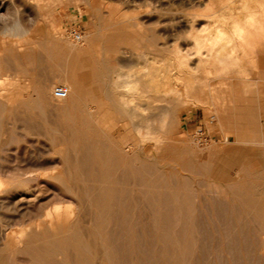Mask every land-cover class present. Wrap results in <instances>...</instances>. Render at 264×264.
<instances>
[{
	"label": "bare ground",
	"instance_id": "bare-ground-1",
	"mask_svg": "<svg viewBox=\"0 0 264 264\" xmlns=\"http://www.w3.org/2000/svg\"><path fill=\"white\" fill-rule=\"evenodd\" d=\"M15 1L0 0V17L3 6L9 8L12 5L13 7L12 21L7 25H0V152L2 154L7 146H14L22 138L39 135L44 136L51 143V149L46 150L49 152L48 154L52 153L57 157L45 158L39 154L38 158H32V156L30 159H24L20 164L21 168L17 169L18 172L16 171L15 174L7 176L0 172V212L5 215L15 213L20 216H30L35 212L32 210L33 208L31 209L33 212L29 209L32 205L22 212L23 210L20 211L17 207L18 204L14 205L10 196L13 190L19 189L23 193L32 194L35 197L34 202H40L42 193L39 190L41 188L39 182L42 180L59 181L65 185L73 184L69 193L72 192L71 196L75 195L77 201L72 200L74 203H68L65 206L55 205V208L50 207L49 210L43 206L44 202V204L38 202L40 206L36 203L39 208L35 206L38 208L35 221L27 220L29 225L23 224L18 233L7 235L1 242L2 249L0 251L28 257L30 264H90L89 259L86 258L87 255L94 261L101 258L104 261L103 264H207L204 257L207 243L210 241L213 244L216 240V247H214L216 254L210 264H252L246 247L248 245L247 236L232 232L239 229L236 227V223L235 226L227 223H214L211 228L217 230L218 235L206 234L203 230L208 226L203 222L208 219L195 217L197 211L190 208L188 201L189 191L196 185V181L201 183L211 178L222 180L229 184L233 193L229 195L223 190L216 189L215 196L220 199V202L211 203L210 214L211 212H222L223 214H237L236 217L238 215L240 217L244 213L257 214L262 217L264 222V203L259 208L261 203L258 204V201L251 200L253 197V186L249 181L251 168L244 170L239 168L241 158L237 156L234 161L222 158L212 159V155L216 154L215 151L206 157L197 159L196 162L195 159L194 161L190 160L192 157L189 159V156L180 154L177 158L168 160L170 163L180 166L185 175L169 174V168L166 170L169 175L158 174L155 172L158 169L154 165L152 166L155 167V173H152L151 167H149L151 171H146L148 168H143L146 167L144 164H134L129 160L130 156L124 148L104 144L103 140L111 135L98 127L97 123L90 121V116L82 112V107L84 102L94 101L93 98L88 97L90 88H96L100 101L120 103L124 108H132L133 113L130 112V114L127 113L130 110L126 112L124 109L122 112L121 109V112L119 111V115L126 119L128 117V119H137L138 115L144 117L145 114L142 113L145 112V109L140 103L144 101H148L152 104L151 106L158 105V103L181 107L204 106V101L200 98L199 93L203 91H210L216 95L221 93L222 91L220 92L217 87H212V84H216L212 82H220L224 77L240 74L235 73L242 69L240 53H243L246 59H249L248 62L253 64L254 60L252 61L249 55L255 54L257 48L264 45V0L251 2L252 4H250V0L247 1L249 3H244L242 11L244 17L239 12L243 17L242 20L239 19V14L238 19L235 15L236 19L232 18L234 21L231 22L230 30L217 26L215 31L212 30V25L210 26L206 22V18L212 12V5H206L205 2L208 1L205 0H120L118 4L125 7L124 10L136 14L129 20L132 28L136 29H130L127 32L113 31L111 34L91 37L88 41L89 46L84 49L78 48V45L67 43L56 35H49L45 45L37 42L32 38L31 30L24 22L25 9L23 11L16 9ZM23 1L34 6L37 17L44 25L57 28L59 24L56 19L58 0ZM72 1L76 2V0ZM103 1L106 2L107 7H110V3H113L114 0ZM87 3L92 9L98 5V1H88ZM213 3L216 4V1ZM199 9L202 10V13L196 11ZM117 10L119 13L122 11L119 8ZM237 11L235 13H238ZM26 13L30 14V12ZM218 13L217 15H220ZM94 17H96L97 23L107 26L115 25L118 22L106 13L95 14ZM32 18L29 19L34 20ZM147 24H153L155 29L146 28L145 30L143 27ZM136 43L158 48V52L170 54L171 56H168L167 59L171 57V61L152 58L150 68L148 65L145 67L140 62L133 61L132 57H129L130 59L126 62L124 59L128 57V54L132 56V52H126L122 46L125 44L135 45ZM96 46H100V48ZM102 50L112 55L111 59L119 54L124 56V59H114V63L117 62V64L110 67L108 66L110 60L103 55L104 53H101ZM95 54L98 55V60L94 58ZM124 68H127L128 72L120 77L117 83H112L111 75L113 76L116 70ZM85 69L89 71L87 74L82 73ZM41 70H47L49 73L48 76L45 75V78L40 80L38 71ZM57 83H61L68 90V96L65 99L56 98L55 91L59 88L55 86ZM250 83L252 84V82ZM242 84L244 85L245 82ZM115 87L121 89L120 91L123 93H119L121 96L117 95V98L111 92L112 88L116 90ZM245 90L246 94H253L251 86ZM116 92L118 93L117 90ZM25 93L27 94L25 95ZM201 93L200 95H203ZM20 95L22 98L19 97ZM224 96L223 98L212 96L214 99L211 106L214 108L220 124L226 115H232L237 104V97L233 98V94L228 95L230 99L224 98ZM251 97L253 96L251 95ZM149 108L154 107H148L147 110ZM162 112L161 114H163ZM164 118L162 117L161 120ZM244 120L246 119L244 118ZM231 121L233 122V120ZM229 123L231 122L229 121ZM230 125L232 126V124ZM18 129L21 130V134L17 132ZM161 129L164 128L161 127ZM135 132L143 143L155 140L152 143H154L155 150L159 151L158 157H160V151L166 152L174 145L167 137L156 140L155 132L153 133L151 130H145L138 126V128L135 127ZM113 136L115 137V135ZM17 149L15 152L18 151ZM42 151H45L44 147ZM181 151L184 150L181 149ZM188 153L190 152L188 151ZM6 154L8 155V153ZM165 156L163 154V159L166 158ZM24 157L26 156L24 155ZM248 158L250 159V156ZM250 160L254 161L252 158ZM57 167H61L62 171L48 172L49 169ZM173 167L175 166L173 165ZM163 172L165 171L162 169ZM232 172L236 175L234 178H232L233 175L232 177L230 175ZM37 183L39 185L35 188L29 187L30 184ZM130 186L131 192L133 190L136 194L127 195V189ZM213 186L211 189H214ZM129 197L142 201L135 202L136 200L131 199L130 203L126 201V198ZM254 197L257 196L254 195ZM24 199L22 198L23 202ZM53 199L55 200L54 196ZM22 200L20 201L22 202ZM47 202L49 201L47 200ZM56 204H58L57 201ZM131 205L138 208L149 207L148 210L138 212L147 213L146 216L150 213L153 214V217L148 216V219L137 218L135 220L127 217V214L130 213L137 215L136 210L131 211V209H136ZM219 205L223 207L220 211L217 209ZM198 212L205 213L206 211L200 209ZM166 214L168 216L163 217ZM190 214H193L194 217H187ZM155 215L161 217H154ZM211 220L214 222L215 219ZM258 221L260 222V220ZM253 223L255 224L254 221ZM12 228L14 227L12 226ZM139 230H147L150 239L148 245L138 242ZM222 230L227 233H221ZM262 240L264 239L262 238ZM95 243L100 246L101 250L99 254L93 255L92 246ZM259 245L264 246V241ZM94 261L93 263H97ZM0 264H4L1 255Z\"/></svg>",
	"mask_w": 264,
	"mask_h": 264
},
{
	"label": "rangeland",
	"instance_id": "rangeland-1",
	"mask_svg": "<svg viewBox=\"0 0 264 264\" xmlns=\"http://www.w3.org/2000/svg\"><path fill=\"white\" fill-rule=\"evenodd\" d=\"M88 1H90V2L91 1L92 2L98 1V5L96 6V8L92 9L90 4L87 3ZM205 1H208V2H205L206 5H209V6L212 5L211 6L212 12L206 18V22L210 26L212 25L211 28L213 31H215L217 26H221V27L225 28L226 30H230L231 29L230 25H232L231 22H233L234 19H236V16H237V19L239 17H240L239 18L240 20L243 19V17H244V12H242L243 7L246 3H249V2H247L249 0H244L243 2H242V0H226V1L225 0H218V1L217 0H205ZM215 1H216V4L213 3ZM255 1H257V0H253V1L250 0V4H252L253 2L255 3ZM83 2H82V0H76V2H74L72 0H58L56 19H57V22L59 24L57 25V28H53L51 26L47 27V25H44L41 22V20L37 17V15L35 13L34 6L30 5L29 3L24 2L23 0H16L15 1V8L18 10H22V11L25 9V13L30 12V14L32 15L33 18L31 17L30 14H28L29 15L28 16L27 13L26 14L24 13V17L26 18V21L24 18V22L29 27V29L31 30L32 38L35 39L37 42L39 41V43H41L43 45H45V43H47V38L49 37V35H56V36H59L60 38H62L65 42L70 43L72 45L75 44L74 46L78 45V48L84 49V48H87L89 46L90 43L88 41L91 37H99L100 35L111 34L113 31L127 32L130 29L131 30L136 29V28H132V26L130 24L131 21H129L136 14L133 13L132 11L124 10L125 7L118 4V3H120V0H116V1L114 0L113 3H110V5H109L110 7H107L106 2H104L103 0H83ZM217 2H219V3H217ZM220 2H222V3H220ZM240 4L241 5L243 4V5L241 6ZM20 5H22L21 6L22 8L20 7ZM229 5H231V6H229ZM239 6H241L242 8ZM236 7L238 9H235ZM9 8H7V6H3L2 11H1L2 15L0 17V25H7L12 21V19H13V7H12V5ZM117 8L122 10L121 13H119ZM239 8H240V10H239ZM27 10H29V11H27ZM196 11L202 13L201 9L196 10ZM236 11L238 13H235ZM225 12H228V13L225 14ZM230 12H231V14H230ZM239 12L241 15H243V17H241ZM103 13H106V14L112 16V18H114V20H118L117 24L112 25V26H107L106 24L97 23L98 21H97L96 17H94L95 14L98 15V14H103ZM217 13L220 15H217ZM227 14H230V15L227 16ZM238 14H239V17H238ZM26 15H27V17H26ZM29 18L30 19L32 18L34 20H30ZM232 18H234V19H232ZM226 20L228 21L229 24L227 23ZM31 21H33L34 23H32ZM94 23H95V25H94ZM224 23H225V25H224ZM31 25H32V27H31ZM103 25H104V27H102ZM146 26L143 27V28H145V30H146V28L155 29L153 24H147ZM96 30H97V33H96ZM74 31H77L78 33H80L82 35V41L81 42H76L73 40L71 34ZM93 32H95V33H93ZM96 47L100 48V46H96ZM122 47H123V50H125L126 52L127 51L132 52V56H130L128 54V57L126 59H124V56L122 57V55L119 54V55L113 56L111 59L110 56H112V55L107 54L103 50L101 51V53L102 54L104 53L103 55L108 57L110 60L108 62V66L112 67V66H115V64H117L116 61H115L116 63H114V59H120L121 58V59L126 60V62H127V60L130 59L131 57H132L133 61L140 62V64L145 66V67H147V65H148V68H150V66H152V58L153 59L158 58L159 60L165 59V60H168L169 62L171 61V57H169L170 59H167L168 56H171L170 54L158 52V48L149 47L145 44H140V45L137 43L135 45L134 44L133 45L125 44ZM149 48H150V50H149ZM94 56H95L94 57L95 59H97V60L99 59V57H97L98 56L97 54H95ZM253 56H255V57H253ZM249 57H250V59H252V61L254 60L253 64L255 62L256 63L253 65L251 62H248L249 59L248 58L246 59V56H244L243 53H240V58L242 61L241 62L242 69H240L241 71L240 70L235 71V73H240L243 76V78L247 77V79H245V78L243 79L240 74H238V75L232 74L228 77H224L223 81H220V82L217 81L218 83L216 81L212 82V83H216L215 85L212 84V87H215V88L217 87L219 89V91L220 92L222 91L223 93L222 92L219 94L217 93V95L215 93L210 92V91L209 92L203 91L202 93L200 92L203 95H200V93H199V96H201L200 98L204 101V104L206 105V107H205V105L204 106L202 105L199 107L198 106L196 107L194 105H188L185 107H181V106H177V105H175V106H168L167 105L166 106V104H164V103L163 104L165 105V107L162 103H158V105L155 104L154 106H151L152 104H150L148 101H144V102H140V103L142 105V108L145 109V112H143L142 114H145V115H144V117L143 116L141 117L138 115V117H136L137 119L130 118L131 120L134 119L137 121V122H135L134 120L131 121L130 119H128L129 117L126 119V118H124V116L122 117L121 115H119V111L121 109H122L121 110L122 112L124 111V109L126 112L130 110L129 112H127L128 114H130V112L133 113L132 108H124V107H122V105L120 103H115V102L111 103V102L106 101V100L100 101L99 97H98V93L96 92V88H90L89 89L90 91L88 92V97L93 98L94 101L92 100L89 102H84L83 107H82V112L84 114H88L90 116L89 117L90 121L97 123L98 127L102 128L105 132H108L111 135V137L107 138L106 140L104 139L105 141L103 140L104 144H106V145L109 144L113 147L118 146V147L124 148L127 151L128 156H130L129 160H131L134 164L135 163L136 164L140 163V165L144 164L146 167H143V168H145V169L148 168V169H146V171H148V170L151 171V168H152L153 169V171H151L152 173L157 172L158 174H163V175L166 173L165 175H167L168 171H169V174H176V175L180 174L179 176L185 175V172L182 170V168L180 166H178L177 164L170 163L168 160V159H172V158H177L178 155H180V154H182V155L185 154V155L189 156L188 157L189 159H190V157H192V159H190V160L194 161V159H195L196 162H197V159H201L202 157H206L208 154H212L215 151H216V154L212 155L214 157V158L212 157V159H221L222 158L225 160L230 161V159H231V161H234V159L238 156L239 158H241V162H240L241 165L239 166V164H238L239 168H241L243 170L251 168L250 169L251 171L249 173V181H250L251 185L253 186V191H252L253 197L251 198V200L254 202L258 201L257 202L258 204L261 203V204H259V208H261V205L264 203V190H262V189H264V183H263L264 182V172H263L264 171V78H263L264 77V45L261 46V48H257L255 54H253V55L251 54V55H249ZM137 58H139V59H137ZM149 63H150V65H149ZM247 63H249V64H247ZM246 68H247V70H246ZM86 70L87 69H85L82 73L87 74L89 71L88 70L86 71ZM127 70H128L127 68L116 70L115 73L113 74V76L111 75L110 81L112 83H117L119 78L123 77L126 74V72H128ZM242 70L244 73L242 72ZM41 71H38V74H39L38 79H40V80L45 78L44 77L45 75L48 76V73H49L47 70H41ZM42 73H44V75H42ZM232 78H233V80H232ZM236 79H237V81H235ZM244 82H245V84L243 85L242 83H244ZM246 82H247L248 87L251 86L253 88V94H251L253 97H251V95H249V94H246L245 89L248 88V87H246L247 86ZM250 82H252V84ZM239 84H241V85H239ZM227 85H228V87H227ZM237 85H239V86H237ZM242 85L245 86L246 88L245 87L243 88ZM55 86L56 87H63V85L61 83H57ZM222 87L225 89H223ZM233 87H235L237 90ZM238 87H240L241 89ZM117 88L118 87H115V89L118 91V93L113 88L111 91L112 95H114L115 98H117L118 96H121L120 94H123L122 91H120L121 89L119 90ZM229 89H230V91H229ZM237 93H239L240 95ZM26 94L27 93H25V95ZM220 94H221V96H220ZM225 94H227V95H225ZM231 94L234 95L233 98L237 97V104H236L235 110L233 111V113L231 112L232 115L229 114V115L225 116L226 118L224 117L223 122L225 121V119H227L226 120L227 124H226V122H224V123L222 122V124H220V123H218L219 120H218V117L214 111V108L211 106L213 103L212 100L214 99V97H217V96L223 98L224 95H225L224 98L230 99L229 96H231ZM212 96H214V97H212ZM19 97L22 98V95H20ZM238 101H239V103H238ZM112 104L113 105L118 104L117 106H120L121 108L117 107L116 105L113 106ZM147 104L150 106H148ZM159 104H161L162 107H160L161 105L159 106ZM156 105H157V108H159V109L155 108ZM237 105H239V106H237ZM115 107L118 109V111H116L117 109L115 110ZM148 107H154V108H149V110H147ZM206 108L207 109L212 108V109L207 110ZM151 109H153V111H150ZM166 109H167V111H166ZM168 110L171 112H169ZM158 111H159V113H158ZM161 112L163 114H161ZM242 112H244V113H242ZM167 113H168V115L170 114V116H168ZM146 115H148V116H146ZM212 116H214V117H212ZM119 117H121V118L119 119ZM162 117L163 118L165 117V118L161 120ZM167 117H169V118L167 119ZM244 118L246 120H244ZM122 119H124V120H122ZM231 120H233L234 123ZM129 121H130V124H128ZM166 121L168 122L167 124H166ZM229 121L231 123H229ZM133 122H134V124H133ZM140 123H141V125H140ZM164 124H166V125H164ZM224 124H226V125H224ZM230 124H232L233 127ZM160 125L162 128H164L163 130L161 129ZM138 126H139V128L141 127L145 130H147V129L149 131L151 130L153 133L155 132L154 137L156 140H158L159 138L164 139L165 137H167L168 139H170L171 144L175 145V146L172 145V147H177V148L171 147L166 152L160 151V157H162L163 154L166 155L165 156L166 158H164L165 160L163 159V157L162 158L158 157L159 151L155 150L154 143H152L155 140L154 141L152 140L151 142L148 141L149 143H147V142L143 143L137 137L136 132H135V127L138 128ZM18 127H20V125H18ZM119 127H121V128H119ZM155 128H156V131H155ZM236 129L239 131H237ZM166 131H167V133H166ZM234 131L236 133L239 132V134H236ZM17 132L19 134H21L20 133L21 130H19ZM159 132H160V134H159ZM163 133H164V135H163ZM168 134L171 135L172 137L169 136ZM113 135H115V137ZM155 135H157V136L161 135V136L157 138V136H155ZM165 135H167V136H165ZM35 136L36 135H32V136L24 138V139L22 138V140H21L22 142L21 141L18 142L20 144H18L16 142L14 144V146H7L6 147L7 149L5 148L4 151H2L3 152L2 154L0 152V172H2L4 175H7V176L15 174L21 168V165H20L21 162L24 159H30L32 156H33L32 158H34V157L38 158L39 156H43L45 158L57 157V155H55V154L52 155V153L48 154L49 152L46 151L48 148L51 149V143L44 136H39V135H37L36 137ZM42 137H44V138H42ZM173 140H174V143H173ZM142 143L144 144V146ZM152 144H153V146H152ZM213 146H214V148H213ZM242 146H244V148H242ZM43 147L45 148V151H42ZM241 148H242V150H241ZM16 149L18 150L17 152H15ZM49 149H48V151H49ZM181 149L184 151H181ZM185 149H186V151H185ZM232 149H233V151H232ZM24 151L26 152V154ZM172 151H173V153H171ZM188 151L190 153H188ZM217 151H219L220 153ZM6 153H8V155ZM217 153H219L220 155ZM23 154L26 157H24ZM33 154L36 156H34ZM223 155H225V156H223ZM243 156L246 158H244ZM249 156H250V159L251 158L254 159L255 162L253 160H250L248 158ZM156 160H157V163H156ZM163 160L165 163L162 162ZM244 161H246V162H244ZM152 165L156 166L158 170L156 169L157 171H155L154 170L155 167ZM173 165L175 167H173ZM57 166H59V165H57ZM159 166H160V168H158ZM245 166H246V168H245ZM149 167H151V168H149ZM168 168L170 170H168ZM162 169L165 172L162 173ZM176 169H177V171H176ZM166 170H168V171H166ZM171 170H173V171H171ZM59 171L60 172L62 171L61 167H57L55 169H49L48 172L49 173H55V172H59ZM180 171H182V172H180ZM259 171H261V172H259ZM256 172H258V173H256ZM232 173L230 175H231V177L233 175L232 178H234V176H236V175H235V173H233V174ZM60 183L61 182H59V181H53V180H42V181H40L39 184H41V186H40L41 188L39 190L42 193V198H41L40 202L39 201L34 202L35 197L32 194L23 193L22 190H19V189L13 190V193L11 194L10 199L12 200L14 205L18 204L17 207L19 208L20 211L23 210L22 212H24V209L29 208V205H32V207L30 206L29 209L31 210L33 208L32 210L35 212H33L31 210L34 214L32 213L33 215L32 214H30V216L28 215L29 217L28 216L26 217V215L20 216L19 214L17 215L15 213L5 215V214L0 212V249H2L1 248V242H2V240H4L6 238L7 235L11 236L14 233H18V231L21 230L20 227L23 224L26 226L29 225V223H27V220L35 221V216L37 215L36 213H37V210L40 206V204H38V202L41 204L44 202L45 204L43 203L44 204L43 206L46 207L45 208L46 210H49L51 208L52 209L55 208L56 206H65L68 203L70 204V203H74L73 201H75V202L77 201L75 195H74V197H72L73 196V195L71 196L72 192L69 193L73 184H66L65 185L64 183H61V184ZM208 183L210 186L208 185ZM39 184L38 183L34 184V185L30 184L32 186L29 185V187L35 188ZM211 184L216 186V187L213 186L214 189H211L212 188ZM207 185H208V187H207ZM194 186L191 187V189L189 191L188 201L190 203V208L191 209L193 208L192 209L193 211L194 210L197 211L195 214V217H198L200 219H208L207 220L208 222L206 220H205L206 222H203L204 225L208 226V228L203 230V232L206 234H209V235L210 234L211 235L212 234L218 235L219 232L217 230L211 228V227H213L214 223L215 224L216 223H220V224H226L227 223V224H230L233 226H235L234 224L236 223V227H238L239 229L234 230L232 232L238 233V234H243V235L247 236L248 245H246V247L249 251L248 257H249L251 263L252 264H264V254H263L264 253V251H263L264 246L259 245L260 242L264 241V240H262V238L264 239V222L262 220V217L260 215H257V214H247V213H244L245 216H244V214H242L240 217H239V215H238V217H236L237 214L236 215L230 214V213L229 214H223L222 212H220V213H218V212L212 213L211 212V214H210L211 208H209V207H211V203H215V202L219 203L220 202V199L215 196L216 189L223 190V191L227 192L229 195H232L233 192L229 188V184L225 181L213 180L211 178V179L207 180L206 182L200 183L199 181H196V185H194ZM223 187H225V188H223ZM46 188L47 189L49 188V189L47 190ZM41 189H43V190L46 189V190L43 191ZM130 189H131V186L128 187V189H127V195L134 194V193L136 194V192H134L133 190H132V192H133L132 193ZM48 191H51V192L49 193ZM56 191H57V193H56ZM43 192L46 194H44ZM128 192H129V194H128ZM52 195L54 196L55 200L53 199ZM60 195L62 197H59ZM254 195L257 197H254ZM12 197H14V198H12ZM31 197H32V199H30ZM22 198L23 199L25 198L24 202H23ZM46 198H48V199H46ZM13 199H14V201H13ZM27 199L28 200L30 199L29 202ZM43 199H44V201H42ZM63 199H64V201H63ZM131 199L134 200V198H131ZM131 199H130V197L126 198V201L130 202ZM20 200H22V202ZM47 200L49 202H47ZM135 200H134L135 202L142 201L141 199L139 200L137 198H135ZM56 201L58 204H56ZM134 201H133V204H135ZM60 202L63 204H61ZM36 203L39 206H37ZM35 206L38 208H36ZM131 206L133 208H136V209H131ZM131 206L129 207V210L130 209H131V211L136 210L137 215H136V213H132V214L130 213V214H127L128 215L127 217L132 218L133 220H135L137 218L148 219V216L150 218L153 217V214L148 213V215L146 216L147 213L144 214V213L138 212L140 210H142V211L148 210L149 207L147 208L146 206H143L141 208L139 206L140 208H138L137 206L134 207V205H131ZM263 206H264V204H263ZM150 208H152V206H150ZM200 209L203 211H206V212L205 213L198 212V210H200ZM217 209L220 211L221 209H223V207L221 205H219L217 207ZM8 215H10V216H8ZM6 216H8V217H6ZM167 216L168 215L166 214L163 217H167ZM144 217H146V218H144ZM154 217H161V216L155 215ZM187 217H194V215L190 214V215H187ZM246 217H247V219H246ZM259 217H261V218H259ZM213 218L215 219L214 222H213V220H211ZM258 220H260V222ZM253 221L255 222V224L253 223ZM16 222L18 225L16 224ZM258 225L259 226L261 225V227H259ZM7 226H9V227H7ZM12 226L14 228H12ZM256 226H257V228H256ZM85 227H87V225H85ZM3 229H4V231H3ZM220 232L225 233L226 231L222 230ZM138 233H140V237L138 238V242L142 243V244L144 243L145 245H148L150 239L148 237L147 230H139ZM256 235L259 237V239ZM216 243H217L216 240L213 242V244L210 241H209V243H207V247H206L207 251L204 255L205 261L207 262V264H210L211 260L213 261V258H215L216 248H214V247H216ZM249 243H251V244L249 245ZM92 249H93V255L95 253L99 254V252L101 250L100 246L98 244L96 245V243L92 246ZM97 250H98V252H97ZM0 255L4 260V264H16V262H17V264H30L29 258L25 257V256L12 254L9 252H3L2 253L1 251H0ZM27 258H28L29 262H28ZM86 258L89 259V260L88 259L87 260L90 262V264H97V263L103 264L104 263V261L101 258L97 261H94V259L92 260V258H90L88 255L86 256ZM26 261H27V263H26ZM93 261L97 262V263H93Z\"/></svg>",
	"mask_w": 264,
	"mask_h": 264
},
{
	"label": "built area",
	"instance_id": "built-area-1",
	"mask_svg": "<svg viewBox=\"0 0 264 264\" xmlns=\"http://www.w3.org/2000/svg\"><path fill=\"white\" fill-rule=\"evenodd\" d=\"M71 36L73 40L76 42L82 41V35L78 33L77 31L72 32ZM55 96L58 99H65L68 96V90L66 88L59 87L55 91Z\"/></svg>",
	"mask_w": 264,
	"mask_h": 264
}]
</instances>
